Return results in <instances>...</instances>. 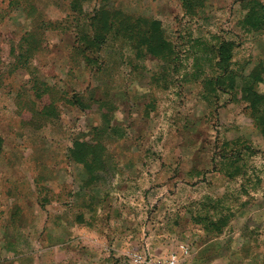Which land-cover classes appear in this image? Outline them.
Masks as SVG:
<instances>
[{"label":"rangeland","instance_id":"374dc122","mask_svg":"<svg viewBox=\"0 0 264 264\" xmlns=\"http://www.w3.org/2000/svg\"><path fill=\"white\" fill-rule=\"evenodd\" d=\"M242 1L0 0V264H133L196 242L215 264H264V112L245 99L264 95V30L243 29ZM101 7L135 32L159 20L170 62L125 28L85 48ZM222 40L235 86L209 80Z\"/></svg>","mask_w":264,"mask_h":264},{"label":"trees","instance_id":"16d2710c","mask_svg":"<svg viewBox=\"0 0 264 264\" xmlns=\"http://www.w3.org/2000/svg\"><path fill=\"white\" fill-rule=\"evenodd\" d=\"M77 0H72V3L77 6ZM104 1V0H102ZM107 1V0H106ZM186 2H190L191 0H184ZM200 1V0H198ZM243 7L247 8L248 12L245 18L242 20L243 29L248 33L258 32L264 30V3L261 0H244ZM201 7L198 5L197 8ZM119 10L113 9L112 13L105 7H101L100 9H95L94 15L92 16V31L88 34L87 32L82 34L83 30L79 33V37H83L82 40L86 44L85 48L88 46H93L95 48H103L102 46L107 45L109 36L113 34L115 36L117 33L121 32L123 24L128 25L129 16L121 15ZM138 24L132 25L130 29L125 28V32H130V35L136 36L135 49L139 52V54H147L153 55L160 61L165 64L169 63L174 52V46L169 41L165 34V30L162 27V24L157 19L150 18H140L136 20ZM135 33H133L132 31ZM234 47V42L222 40L217 48L218 61L216 62V66L218 71H216L214 75V79H209L216 82L217 84H230L235 86L236 76H232V71L230 69L231 59H232V50ZM143 57L141 55H138ZM199 57L195 60L198 62ZM250 82V81H249ZM247 96L245 99L250 102L253 106L260 108L261 112H264V95H261L256 88L250 86L249 92H247ZM261 105V106H260ZM264 131V128H262ZM79 149H84L82 152L78 153L79 160L87 163L88 156L91 154V149H87V143L81 142L77 143Z\"/></svg>","mask_w":264,"mask_h":264},{"label":"crops","instance_id":"0c3cea01","mask_svg":"<svg viewBox=\"0 0 264 264\" xmlns=\"http://www.w3.org/2000/svg\"><path fill=\"white\" fill-rule=\"evenodd\" d=\"M162 238V237H161ZM207 243L203 244L196 242L194 246H192V253L190 255H184L182 250H178L177 245H168L164 239L156 238H149L147 241L142 244L143 248H147L149 251L154 252L155 249H160V252H155L159 255H164L170 250H178L177 253L181 259L180 264H215L216 260H211V257L207 253ZM155 248V249H154Z\"/></svg>","mask_w":264,"mask_h":264},{"label":"built area","instance_id":"2783aa9c","mask_svg":"<svg viewBox=\"0 0 264 264\" xmlns=\"http://www.w3.org/2000/svg\"><path fill=\"white\" fill-rule=\"evenodd\" d=\"M182 253L187 255L189 253V248L182 245ZM130 260L133 264H180L181 259L177 252H172L168 256H152L144 252H132L129 253Z\"/></svg>","mask_w":264,"mask_h":264}]
</instances>
